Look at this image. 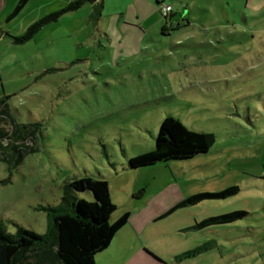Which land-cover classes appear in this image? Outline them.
Masks as SVG:
<instances>
[{"label":"rangeland","instance_id":"374dc122","mask_svg":"<svg viewBox=\"0 0 264 264\" xmlns=\"http://www.w3.org/2000/svg\"><path fill=\"white\" fill-rule=\"evenodd\" d=\"M68 1L26 0L11 15L18 0H0L2 125L29 139L18 165L1 142L0 225L44 232L35 207L56 205L65 179L88 175L107 181L117 209L152 211L143 232L162 264H264V0H164L170 21L155 0L85 1L13 42ZM167 115L212 133L210 148L129 168ZM230 185L238 191L164 214ZM234 210L245 214L196 225Z\"/></svg>","mask_w":264,"mask_h":264},{"label":"trees","instance_id":"16d2710c","mask_svg":"<svg viewBox=\"0 0 264 264\" xmlns=\"http://www.w3.org/2000/svg\"><path fill=\"white\" fill-rule=\"evenodd\" d=\"M85 1L95 2L96 0L68 1L62 8L30 23L21 35L12 37L13 42L21 43L29 39L44 24L55 21L66 11L77 9ZM25 2L26 0H18L11 15L15 14ZM155 2L159 5L164 0H155ZM97 5L100 7L101 2L96 3ZM171 15L170 11L164 19L169 21ZM164 30L163 24L161 32ZM3 107L4 101L0 99V146L1 142H4L5 146L11 144L17 153L14 164L18 165L22 155L20 146L29 139L22 138V132L15 129L16 126L12 127L11 133L3 127L5 115ZM213 141L212 133L190 130L178 119L167 115L159 123L152 149L129 157L127 165L129 168H138L156 162L191 158L206 152ZM7 181L8 177L0 180V183L4 184ZM82 191H88L91 199L77 197L76 193ZM143 191L144 188H140L138 193ZM237 191L236 185H230L214 192L194 193L176 202L164 214L204 198H223ZM61 192L60 200L56 205L35 207L45 213L44 232L37 233L23 227H17L14 232H8L0 225V264H94V255L109 244L114 233L127 221L129 215L127 211L122 212L113 221H109L115 205L110 200L108 183L104 179H96L88 175L71 177L63 181ZM243 214L245 213L241 210L220 213L204 218L196 225L230 222ZM197 250V248L192 249L184 256L192 255Z\"/></svg>","mask_w":264,"mask_h":264},{"label":"crops","instance_id":"0c3cea01","mask_svg":"<svg viewBox=\"0 0 264 264\" xmlns=\"http://www.w3.org/2000/svg\"><path fill=\"white\" fill-rule=\"evenodd\" d=\"M108 191L110 200L114 203L109 185ZM136 199L137 207L145 202L142 195L137 196ZM114 205L115 209L110 218L113 217L112 220H114L122 212L128 211L127 221L114 233L109 244L94 255V264H162L159 258L151 255L156 253L149 245L150 239L143 232L145 224L153 218L152 211L143 208L138 209V211L135 209H117V205L115 203Z\"/></svg>","mask_w":264,"mask_h":264},{"label":"built area","instance_id":"2783aa9c","mask_svg":"<svg viewBox=\"0 0 264 264\" xmlns=\"http://www.w3.org/2000/svg\"><path fill=\"white\" fill-rule=\"evenodd\" d=\"M170 11H171L170 4H167V3L166 4H164V3L159 4V12L163 17L167 16Z\"/></svg>","mask_w":264,"mask_h":264}]
</instances>
